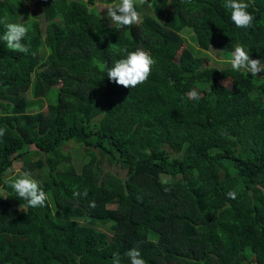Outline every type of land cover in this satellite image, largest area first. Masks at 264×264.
Here are the masks:
<instances>
[{"label": "trees", "instance_id": "1", "mask_svg": "<svg viewBox=\"0 0 264 264\" xmlns=\"http://www.w3.org/2000/svg\"><path fill=\"white\" fill-rule=\"evenodd\" d=\"M29 2L23 21L0 0V20L25 23L30 49L0 42V264H112L114 253L130 264L134 247L146 264H264V73L201 66L181 48L187 38L203 52L241 44L264 63V0H251L248 29L225 0H138L141 19L113 25L116 44L92 0ZM137 48L156 61L148 80L110 81L106 68ZM32 87L64 98L42 113L26 98ZM70 145L87 157L80 173ZM105 160L124 177L98 167ZM14 162L41 182L47 206L26 207L7 186ZM74 186L88 196L74 198Z\"/></svg>", "mask_w": 264, "mask_h": 264}, {"label": "clouds", "instance_id": "2", "mask_svg": "<svg viewBox=\"0 0 264 264\" xmlns=\"http://www.w3.org/2000/svg\"><path fill=\"white\" fill-rule=\"evenodd\" d=\"M28 3L29 0H24ZM251 6V0H225L224 7L230 11V19L237 28L248 29L253 26L256 17L249 13L247 9ZM106 16L110 20V26L115 25L118 28L130 27L133 24L139 23L141 17L136 10L134 0H113L112 3L105 5ZM22 20L23 17L21 16ZM33 18L29 15L28 19ZM4 24L5 31L0 35V42H3L7 49L16 53L28 54L30 49L23 43L28 34L29 28L25 23H10L6 20H0ZM125 55L114 61L111 67L106 68L107 78L124 88H135L138 85L146 82L151 75L152 67L156 63L151 54L142 48H137L135 51H127ZM36 55V53H32ZM230 67L236 72H245L251 74L252 77H257L258 73H264V63L259 59H251L245 47L237 44L234 50L230 53L228 61ZM190 100L200 98V94L196 90H190L187 94ZM5 135V130L0 129V137ZM171 177L164 178L162 175L161 182L169 183ZM6 184L11 188L16 196L26 201V207H45L49 196L43 190L41 182L34 179L31 172L24 171L18 176L6 180ZM78 186H74V198H86L88 191L83 192L76 190ZM165 191H168L165 188ZM229 199H236L237 193L235 190L227 192ZM90 208H95V201L89 203ZM125 255L130 260V264H146L142 258L140 250L131 248L126 251ZM112 264H121V257L114 253Z\"/></svg>", "mask_w": 264, "mask_h": 264}, {"label": "rangeland", "instance_id": "3", "mask_svg": "<svg viewBox=\"0 0 264 264\" xmlns=\"http://www.w3.org/2000/svg\"><path fill=\"white\" fill-rule=\"evenodd\" d=\"M92 7H93V12L96 15H100L103 18L104 23H109V19L106 16V10H105V5L102 3L100 0H92ZM138 0H134L135 7L138 6L137 4ZM141 2V0H140ZM14 5L17 8V17L21 18L23 17V21H30L27 20L30 12L33 11L31 2L25 3L24 0H14ZM22 19V18H21ZM42 27L44 26L43 23H41ZM106 31H107V36L109 39L110 43L116 44L119 43L118 38L114 34V27L113 25H107L106 26ZM186 47L188 48L191 53L197 58L198 62L200 63L201 66H212V67H223L225 63L229 64L228 61L230 59V53L229 54H223L218 52L217 50L210 48V51L203 52L201 50H198L197 47L195 46L194 42L192 39L187 38L186 42L181 45V48ZM225 85H228L227 82H224ZM223 84V85H224ZM60 84H56V86H52V88L58 87ZM35 86V84H34ZM193 90V89H191ZM205 88L201 87L200 89L196 90L200 95L204 92ZM190 91V90H189ZM188 91V92H189ZM187 92V93H188ZM54 90H50L46 93H41V91L37 87H32L30 88V91L27 92L26 98L27 100L36 103H39L38 111H41L42 113L46 112V106L48 104H53V103H59L63 100L64 95L57 93L54 94ZM33 109L32 107L29 109V112H32ZM23 116V115H21ZM26 116H23L22 119L23 121H27ZM66 150V148H65ZM69 152L71 155V162L74 165L75 169L77 170L78 173L82 172L81 167H85L87 164V157H85L84 153L81 151L79 147L72 146L70 145ZM98 167H100L103 171L105 172H111L116 174L118 177L123 178L125 175V170H122L119 168L118 165L115 164H109L107 160L98 162ZM20 174L19 170V164L17 162H14L12 164V167L6 171V174L4 175L3 179L12 177L13 175L18 176ZM139 176L137 177V181L140 182ZM0 193H4L3 190L0 189ZM105 226L100 227V230H105ZM245 255V256H244ZM242 255L244 257V261H248L249 263H254V259L252 258L251 254H244ZM247 255V256H246Z\"/></svg>", "mask_w": 264, "mask_h": 264}]
</instances>
